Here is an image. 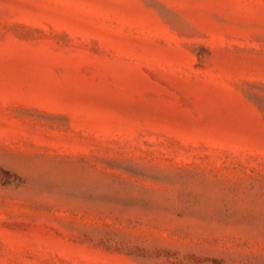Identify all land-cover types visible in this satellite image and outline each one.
Here are the masks:
<instances>
[{
    "label": "rangeland",
    "instance_id": "obj_1",
    "mask_svg": "<svg viewBox=\"0 0 264 264\" xmlns=\"http://www.w3.org/2000/svg\"><path fill=\"white\" fill-rule=\"evenodd\" d=\"M0 264H264V0H0Z\"/></svg>",
    "mask_w": 264,
    "mask_h": 264
}]
</instances>
